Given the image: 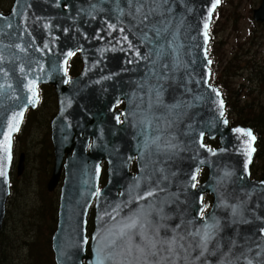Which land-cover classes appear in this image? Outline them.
<instances>
[{
	"label": "water",
	"instance_id": "water-1",
	"mask_svg": "<svg viewBox=\"0 0 264 264\" xmlns=\"http://www.w3.org/2000/svg\"><path fill=\"white\" fill-rule=\"evenodd\" d=\"M219 3L16 0L0 13V229L13 136L38 104L37 86L51 84L58 112L48 190L63 176L56 264H264V172L250 177L256 137L228 126L208 83V28ZM253 17L264 21V0ZM75 51L83 69L69 78ZM202 168L207 177L197 183ZM204 194L212 202L203 213Z\"/></svg>",
	"mask_w": 264,
	"mask_h": 264
},
{
	"label": "rangeland",
	"instance_id": "rangeland-1",
	"mask_svg": "<svg viewBox=\"0 0 264 264\" xmlns=\"http://www.w3.org/2000/svg\"><path fill=\"white\" fill-rule=\"evenodd\" d=\"M0 1L3 7H7L10 0ZM258 2L259 0H224L212 19L213 31L217 35L214 53L217 59H221V62L217 61V79L228 90L229 103L233 106L232 117H239L251 123H256L255 115L264 107V83L257 82L259 77L264 76V49L260 46V43H264V36L262 32L253 35L255 24L251 17L252 9ZM252 39L257 41L252 44ZM236 50H241L243 56L232 61ZM245 51L247 52L244 53ZM254 63L260 66L259 70L251 69ZM234 94L236 96L233 98ZM56 105L55 98L47 93L40 109L35 114H31V111L27 114L24 130L15 141L14 159L17 163V158L23 154L24 168L19 176L15 173V166L11 169L12 175L17 178V192L12 193L10 203L7 201L9 196L6 200L4 221L0 229V264H50L46 251L38 248L35 254L31 247H26L24 241L34 239L33 226H45L41 229L46 238L49 230L47 223L54 225L62 176L51 191L47 189V183L53 168L50 119L57 109ZM256 130L260 135L257 153L261 151L260 154L264 155V129L257 127ZM257 153L252 170L254 176L261 177L264 172V158L259 159ZM49 157L51 173L43 179L40 172ZM44 185L47 192H44ZM91 212L92 209L87 217L88 235L91 232ZM41 215L45 219L43 222L40 221ZM27 254H32L28 260Z\"/></svg>",
	"mask_w": 264,
	"mask_h": 264
},
{
	"label": "trees",
	"instance_id": "trees-1",
	"mask_svg": "<svg viewBox=\"0 0 264 264\" xmlns=\"http://www.w3.org/2000/svg\"><path fill=\"white\" fill-rule=\"evenodd\" d=\"M80 65H81V58L79 57L78 54H74L72 60H70L69 72L68 73H70L71 75L77 74L79 72V70H80ZM252 67H253V69L255 71L259 70V68L257 67V65L255 63L252 64ZM47 93H48V95H52L55 98V103L57 104L56 94L54 93L53 86H50V85L42 86L40 88V96H41L40 103H39L38 107L35 110L31 111V114H35V112H37L40 109L39 107L44 103L45 96H46ZM55 112L53 113L51 118L54 116ZM255 116H256V118H255V122L256 123H251L250 122L249 124L251 126L256 127V128L259 127L260 129H264V107ZM26 117H27V115H26ZM238 122H242V121L240 120ZM25 124H26V118H25V121H24L19 133L16 134V136L14 138V142L16 141V139L17 140L19 139V135L24 130V127H25L24 125ZM206 143L208 145L214 146L217 143V141L215 139H213V140H209L208 139V140H206ZM260 153H261V151L259 153H257V157L259 159L264 158V155H261ZM50 165H51V157L46 158L45 167L43 169H41L40 173L43 175V179H45L47 176H50V173H51ZM134 170H135V165L133 164L132 165V171H134ZM251 173H252V176L255 175L253 170L251 171ZM206 174H207L206 170H202L200 177L204 178L206 176ZM103 177H105V173H104ZM16 179H17L16 176H14V174H13L12 178H11V193H10V195L8 197V200H7L9 203L11 202L12 193L13 192H17ZM44 192H47L45 185H44ZM206 200L208 202H210L211 201V196H206ZM57 208H58V204H57V207L55 208L56 216L54 217V225L50 226V222L47 223V225L49 226V230H48V233L46 234V238H44V232L41 229V227H45V226H40V225L37 226L36 225V226H33V227H35V233L33 235L34 239H32L31 241H28V240L24 241V244L26 245V247L27 248L31 247L33 249V253H35V254H36V249H38V248L42 249L44 252L46 251L47 255L50 258V264H55V261L53 259V252H52V249H51V236H52V234H53V232H54V230L56 228ZM32 211H33V209H32ZM7 215H8V209H7ZM91 216H92V213H91ZM31 217L33 218L32 215H31ZM40 221L41 222L45 221V219H44V217L42 215L40 216ZM41 222H39V223H41ZM91 228H92V219H91ZM0 243H1V241H0ZM40 251L41 250H39V252ZM28 257L29 258L32 257V254H27V260H28Z\"/></svg>",
	"mask_w": 264,
	"mask_h": 264
},
{
	"label": "flooded vegetation",
	"instance_id": "flooded-vegetation-1",
	"mask_svg": "<svg viewBox=\"0 0 264 264\" xmlns=\"http://www.w3.org/2000/svg\"><path fill=\"white\" fill-rule=\"evenodd\" d=\"M15 0H10L9 1V3L7 4V6H9V5H11V4H13V2H14ZM260 2H261V0H259V2L257 3V6L260 4ZM256 6V7H257ZM1 7H3V4H2V2L0 1V8ZM255 7V8H256ZM253 10H254V8L252 9V12H251V17L252 18H254L253 17ZM2 12H6V11H2ZM239 18V15H237V19ZM254 24H255V28L253 29V35L255 36L257 33H261L262 32V36H264V22H260V21H256L255 19H254ZM252 41V44H254V42H256L257 40H255V39H252L251 40ZM263 42V41H262ZM214 45H215V43H214ZM260 46H261V48H262V50L264 49V43L262 44V43H260ZM214 51V50H213ZM247 51H245L244 53H246ZM259 53V52H258ZM234 56H233V59L234 60H238V59H240L241 58V56H243V52L240 50V52H237V50L235 51V53L233 54ZM257 67H260V66H258L257 65ZM257 82H260V83H264V78H259V80L257 81Z\"/></svg>",
	"mask_w": 264,
	"mask_h": 264
},
{
	"label": "snow or ice",
	"instance_id": "snow-or-ice-1",
	"mask_svg": "<svg viewBox=\"0 0 264 264\" xmlns=\"http://www.w3.org/2000/svg\"><path fill=\"white\" fill-rule=\"evenodd\" d=\"M216 2L217 3H219V0H216ZM208 27V25L207 24H205V28H207ZM11 127V126H10ZM248 135H251L250 133L248 134ZM3 173H0V175H2ZM133 226H135V221H133V223L131 224V225H129L128 227H133Z\"/></svg>",
	"mask_w": 264,
	"mask_h": 264
}]
</instances>
